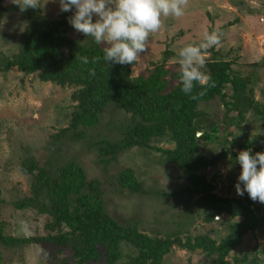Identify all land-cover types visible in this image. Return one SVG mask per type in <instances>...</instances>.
Masks as SVG:
<instances>
[{
    "label": "trees",
    "instance_id": "16d2710c",
    "mask_svg": "<svg viewBox=\"0 0 264 264\" xmlns=\"http://www.w3.org/2000/svg\"><path fill=\"white\" fill-rule=\"evenodd\" d=\"M3 1L0 0V21L5 13H16L23 20V27L16 50L0 53V74L16 68L26 77L36 76L41 83L74 88L67 126L53 135L52 141L57 143L68 134L74 139L82 138L85 129L98 125L109 112H118L120 124L117 118L106 128L115 133L114 138L100 135L96 142L104 162L109 164L121 152L133 148L157 151L166 163L180 169L181 178L188 185L184 191L198 197L192 207L204 222L215 221L222 215L229 219L217 220L226 229L220 240L207 234L187 236L185 241L176 235L150 237L138 230L137 221L122 223L108 214L100 182L88 179L84 168L75 160L46 166L27 159L22 162L21 171L29 177L28 194L12 204L15 209L45 216L47 232L44 236H12L4 232V223L0 222V247L14 249L32 243L44 244L59 253H68L74 264L91 260H100L102 264H162L175 243L191 252L200 250L211 259L210 264H231L226 258L241 243V238L264 226V203H255L247 193L238 198L217 196L202 172L226 151L231 150L235 159L238 147L249 149V143L239 142L235 137L228 141L230 127L240 125L246 113L250 112L264 126V102L254 99L251 76H240L232 70L237 57L231 50L224 55L214 52L206 59L202 71L211 77L214 86L202 89L196 85L192 93L196 99H191L180 91L179 72L170 76L177 80L176 84H169L164 63L153 65L147 76H132L130 64L109 67L103 61L101 47L92 43L90 37L81 42L66 33L70 26L67 17L72 12H62L59 18L50 19L41 8L22 13L13 3L3 5ZM80 56H87L89 63L81 64ZM258 64L262 62L252 63ZM89 69L95 70L94 76L88 74ZM201 91L203 95L199 94ZM260 92L264 96V87ZM215 101L228 105L225 117L211 116L203 107ZM229 111L233 115H228ZM215 118L224 124L220 138L231 146L220 154L209 153L211 158H208L200 152L198 140L216 141L220 124ZM162 142L173 147L156 146ZM117 181L127 191L141 190L129 168L117 174ZM122 245L132 247L135 252L124 253ZM1 259L0 250V263ZM234 261L246 262L247 253ZM249 263L259 264L255 258Z\"/></svg>",
    "mask_w": 264,
    "mask_h": 264
},
{
    "label": "rangeland",
    "instance_id": "374dc122",
    "mask_svg": "<svg viewBox=\"0 0 264 264\" xmlns=\"http://www.w3.org/2000/svg\"><path fill=\"white\" fill-rule=\"evenodd\" d=\"M10 2L4 0L3 5ZM40 6L50 19L59 18L62 13L58 0H41ZM22 27L23 20L18 14H4L0 21V53L16 50ZM213 29L222 34L221 44L204 52L206 59L214 52L224 55L231 50L237 57L232 70L240 76L250 75L254 99L264 102L260 92L264 87V0H187L183 16L162 18L160 29L148 39L146 51L131 65V75L147 76L153 65L164 63L168 69L166 80L171 86L176 84L177 80L170 76L179 72L178 50L185 44L199 43L204 31ZM66 33L81 42L85 39L71 26L67 27ZM253 62H262V65H252ZM73 90L41 83L36 76L26 77L16 68H11L5 75L0 74V222L4 223L6 234L29 237L44 236L47 232L45 216L15 209L12 204L28 194L29 177L21 171V164L27 159L46 166L75 160L84 168L88 179L100 182L108 214L122 223L137 221L138 230L150 237L173 238L176 235L185 241L187 236L207 234L220 240L226 234L224 224L219 221L228 220V216H218L216 219L219 221L204 222L192 207L198 197L184 191L188 185L181 178L180 169L166 163L159 152L133 148L121 152L109 164L102 160L104 157L99 156L96 142L100 135L106 139L114 138L115 133L106 128L111 120L117 118L120 124L122 119L118 112H109L98 125L85 129L82 138L74 139L68 134L57 143L52 141L51 137L67 126ZM203 107L211 116L218 114L219 117H225L228 109V105L219 101ZM227 114L233 115V112ZM215 121L220 124L219 132L215 133L216 141L198 140L200 152L208 158H211L210 154H220L231 146L220 138L224 124L217 118ZM230 130L229 142L235 137L239 142L250 144L251 154L264 152V126L250 112L245 114L240 125L232 126ZM156 146L173 147L165 142ZM237 149L240 151L242 148ZM219 156L202 172L212 184L214 194L238 198L234 185L240 165L231 150ZM126 168L133 171L141 190L130 192L120 187L117 174ZM20 221L28 223L29 235L19 231ZM121 248L124 253L135 252L132 247L122 245ZM0 250V264H74L68 253H59L54 247L44 244L32 243L14 249L0 247ZM245 253L247 261L239 264H250L254 258L259 264H264V226L247 232L226 259L237 264L234 258H241ZM210 263L211 259L200 250L191 252L175 243L162 260V264ZM85 264H102V261L91 260Z\"/></svg>",
    "mask_w": 264,
    "mask_h": 264
},
{
    "label": "clouds",
    "instance_id": "9594fccd",
    "mask_svg": "<svg viewBox=\"0 0 264 264\" xmlns=\"http://www.w3.org/2000/svg\"><path fill=\"white\" fill-rule=\"evenodd\" d=\"M40 2L11 0L22 13L28 9H40ZM58 3L61 12H72L67 17L69 25L101 47L103 61L109 67L133 65L146 51L150 35L160 29L162 18H179L187 6V0H58ZM221 36L218 29L205 30L199 43L185 44L177 52L180 91L191 99H196L192 95L196 85L202 89L214 86L211 77L202 71L206 64L203 53L218 47ZM78 59L81 64L89 63L87 56ZM88 74L94 76L95 70L89 69ZM235 161L240 165L234 185L236 194L243 196L247 193L251 200L264 203V152L251 154L250 149L240 150ZM19 231L25 236L30 234L26 221L19 222Z\"/></svg>",
    "mask_w": 264,
    "mask_h": 264
},
{
    "label": "water",
    "instance_id": "95a60500",
    "mask_svg": "<svg viewBox=\"0 0 264 264\" xmlns=\"http://www.w3.org/2000/svg\"><path fill=\"white\" fill-rule=\"evenodd\" d=\"M199 133H197V135H198Z\"/></svg>",
    "mask_w": 264,
    "mask_h": 264
}]
</instances>
